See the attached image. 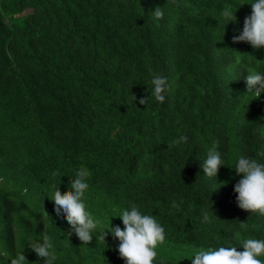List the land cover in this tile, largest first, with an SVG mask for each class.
<instances>
[{
	"label": "trees",
	"instance_id": "obj_1",
	"mask_svg": "<svg viewBox=\"0 0 264 264\" xmlns=\"http://www.w3.org/2000/svg\"><path fill=\"white\" fill-rule=\"evenodd\" d=\"M253 2L0 0V264L20 251L44 264L29 245L45 234L54 264H125L119 241L98 237L123 228L133 205L165 229L155 264L264 240V216L240 209L234 192L238 157L264 163V92L246 85L248 72L264 73V48L233 42ZM155 75L167 79L163 103ZM213 148L225 165L217 178L202 168ZM81 167L99 222L88 245L68 237L51 200Z\"/></svg>",
	"mask_w": 264,
	"mask_h": 264
},
{
	"label": "clouds",
	"instance_id": "obj_2",
	"mask_svg": "<svg viewBox=\"0 0 264 264\" xmlns=\"http://www.w3.org/2000/svg\"><path fill=\"white\" fill-rule=\"evenodd\" d=\"M250 5L251 14L245 17L242 32L233 37V42H246L254 49L264 48V0H254ZM235 12L228 8L223 10L222 17L226 20V24L236 22ZM151 15L156 20H161L164 12L158 6ZM151 85L152 96L156 101L163 103L167 88L166 77L155 75ZM246 85L248 92L259 98L261 92H264V73L248 72ZM134 99L136 100L135 96ZM146 100L147 98H142L139 103L144 105ZM187 139V136L182 135L173 143L177 145L181 142L186 143ZM222 166L225 165L221 153L216 148L210 149L202 164L204 174L217 178ZM234 170L238 176L242 177L234 186V192L238 194L236 197L238 207L246 212L264 216V163L240 156ZM90 175L88 170L81 167L76 171L75 179L70 180V189L62 193L58 187L51 198L54 201L56 215L60 216L63 213L70 225L68 237L74 233L83 245L91 243L99 223L86 210L84 203L85 194L89 190L87 181ZM172 206L179 207L175 202ZM118 217L122 220L124 227L110 225L107 230L99 234L98 238L105 242L110 233L113 239L118 240L119 257L125 264H155L158 257L156 249L166 239L165 229L157 218L154 215L142 213L135 205L130 209H123ZM204 220H209L207 213L204 214ZM236 235L237 239H240L239 234ZM241 244L240 248H243V251H238L237 247L223 246L207 250L200 249L187 259L191 260V264H264V240L247 238L242 239ZM29 246L38 258L43 259L44 264H54L58 258L52 239L47 234L42 240H34ZM10 264H29V261L23 251H20L10 259Z\"/></svg>",
	"mask_w": 264,
	"mask_h": 264
},
{
	"label": "rangeland",
	"instance_id": "obj_3",
	"mask_svg": "<svg viewBox=\"0 0 264 264\" xmlns=\"http://www.w3.org/2000/svg\"><path fill=\"white\" fill-rule=\"evenodd\" d=\"M28 12H31L30 10Z\"/></svg>",
	"mask_w": 264,
	"mask_h": 264
}]
</instances>
